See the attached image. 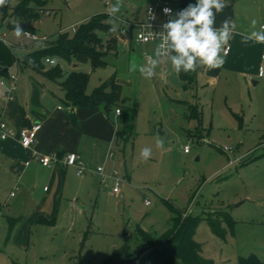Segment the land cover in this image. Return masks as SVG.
I'll return each instance as SVG.
<instances>
[{"label":"rangeland","instance_id":"obj_1","mask_svg":"<svg viewBox=\"0 0 264 264\" xmlns=\"http://www.w3.org/2000/svg\"><path fill=\"white\" fill-rule=\"evenodd\" d=\"M19 1L10 0L11 7ZM115 2L42 0L32 31L48 38L64 31L73 34V27L78 29L91 17L107 14ZM251 2L252 19L264 24V2ZM144 3L123 0L117 30H98V35L104 40L121 37V25L129 28L128 22L134 15L138 19ZM11 11L3 17L0 10V37L21 57L42 42L28 38L24 31L17 38ZM155 48L152 42L121 40L118 53H109L106 64L94 70L86 55L77 54L70 61L55 57L64 74L74 70L90 75L88 93L115 73L122 97L137 109V116L129 139L96 148L93 128L99 115L107 113L103 104L90 108L91 115L83 120L91 130L85 128L80 155L89 170L85 174L70 165L63 168L66 172L56 186L45 175L33 174L21 184L0 183V264H102L113 249L124 245L132 260L145 264L149 244L141 232L157 236L167 230L174 216L169 205L193 216L223 212L235 221V235L225 237L213 233L205 219L199 221L195 239L212 264H244L251 253L264 258V145H260L264 140V61L259 76L232 72L226 80L224 73L214 86L198 80L200 98H196L192 90L183 89L167 60L152 79H145L139 71L129 72L131 60L144 64ZM8 71L17 75L19 90H26L22 85L27 81H38L43 91L55 93L50 95L53 104L67 108L59 80L17 63ZM7 77L0 78L8 82ZM0 93L4 94V86L0 85ZM187 102L199 103L200 119L191 115ZM113 111L108 113L110 120L121 129L118 120L122 116L114 120ZM157 136L164 141L162 148L156 147ZM184 145L189 146L188 152ZM143 147L152 148L147 162L139 155ZM99 165L104 172L96 171ZM114 169L120 174L118 192L113 191L112 179H102ZM40 214L49 215L53 224L37 223ZM7 216L22 218L13 239H7ZM83 233H87L84 242Z\"/></svg>","mask_w":264,"mask_h":264},{"label":"trees","instance_id":"obj_2","mask_svg":"<svg viewBox=\"0 0 264 264\" xmlns=\"http://www.w3.org/2000/svg\"><path fill=\"white\" fill-rule=\"evenodd\" d=\"M36 5H32L31 3ZM42 0H20L15 7L8 4L0 8L2 16L5 17L9 9H12L11 16L14 18L15 26L20 22L36 21L39 18V9ZM107 14H97L80 27L73 30V34L67 31L60 32L54 38L44 41H36L39 46L21 57H17L10 46L0 38V77L9 76V68L17 63L20 67H29L35 72L51 80H59L67 107L70 108V116L75 120L74 108H91L103 104L108 114L114 108H120L122 113V127L116 131L117 140H127L132 134L133 125L137 116V109L127 104L128 99L122 97V85L117 81L115 73L107 80L94 88L90 93L86 91L89 74L81 71H71L64 74L58 62L51 64L46 58L59 57L70 61L72 56L77 54L86 55L92 65V69L102 67L106 64L105 57L109 53H118L119 39L110 37L102 39L97 31H108ZM23 30L32 31V27H21ZM33 32V31H32ZM46 63H49L48 67ZM179 77L184 89H194L196 72H181ZM61 79V80H60ZM191 115L200 119L201 111L199 106L188 103ZM30 125V124H25ZM60 154L63 151L59 152ZM174 212L171 218V226L157 236H152L144 231L142 237L148 242L149 255L145 264H212L210 258L202 254L201 244L195 239V229L201 219H205L211 231L220 237L228 234L234 235L235 221L227 213L213 212L208 215L183 216V212L169 205ZM18 219L8 218L9 233L15 227ZM127 246L115 249L104 260L103 264L119 258L132 257ZM14 264H19L15 262Z\"/></svg>","mask_w":264,"mask_h":264},{"label":"crops","instance_id":"obj_3","mask_svg":"<svg viewBox=\"0 0 264 264\" xmlns=\"http://www.w3.org/2000/svg\"><path fill=\"white\" fill-rule=\"evenodd\" d=\"M157 1L158 0H145V5L140 15L137 16L138 19L134 15L128 23L144 21L146 19L147 7ZM168 1L174 9L172 17H174L180 10L186 8L190 3H195V0ZM251 1L252 0H230L228 7H226L222 13L217 14V27L220 26L221 22L225 18H231L236 24V32L233 34L230 41V51L227 54L223 53L225 55V62L221 68L214 70L197 69L195 77L196 83L194 89H192L193 96L196 98L199 97L197 85L198 80L202 81L206 85L214 86L215 83H220L219 81L224 73L227 74L226 80L231 79L232 72L245 76H259L261 74L262 71H260L259 68L263 62L262 53L264 51V44H257L254 41L244 43L242 36L239 35L240 32L249 30L252 15L255 14V9L252 8L253 3ZM260 1L264 2V0ZM161 19L162 15L158 14L157 21H161ZM124 29L126 30V33H123ZM120 32L121 37H117L119 42H121V40L124 42H131L134 40L133 30L127 28L124 23L121 25ZM31 81H27L22 85L26 87V90H19L20 87L18 86L13 99L8 100L4 94L2 95L0 93V118L7 120L16 128H20L25 124L37 123L39 125L37 139L32 148L22 146L15 138L0 140V183L7 180L11 184L17 182L21 184V181H25L26 178L30 177L31 180L33 175L34 177L45 175L44 179L56 186L58 184L59 176L65 174L66 170L63 168L66 167L59 165L51 167L44 166L33 157V153L34 151L40 154H49L53 151H70L77 152L82 156L83 146L85 144L83 141H85L84 137L87 134L85 128L91 130V126H86L84 121L87 116L91 115L89 113L92 112H90V108H74L73 112L75 114V120L73 121L69 113V107L65 108L60 104H53L51 102L50 95H55L51 89L43 91L42 85L40 87V82ZM254 83L256 82L254 81ZM38 87L41 88V91ZM188 103L191 102H187V105ZM191 104L199 106L198 102H193ZM113 113V118L116 121L122 116V113H116L115 109ZM99 117V123H97V125L93 128L96 132V138L92 142L94 147L98 148L99 144L109 145L115 140L119 141L116 138V131L120 128L114 121L110 120V116L108 114L106 116L104 114H100ZM83 118L85 120H83ZM118 121L119 125H122V120ZM260 145H264V140L260 142ZM29 174L33 175L30 176ZM45 215L40 214L36 222L52 223V221H49V215ZM9 217L18 219L11 233H9ZM21 223L22 218L7 216V239L14 238V234L19 230ZM86 234L87 233H83V242L86 240ZM107 264H138V261L132 260L131 257H119ZM244 264H264V258L259 257L258 254L251 253V255H249V259Z\"/></svg>","mask_w":264,"mask_h":264},{"label":"clouds","instance_id":"obj_4","mask_svg":"<svg viewBox=\"0 0 264 264\" xmlns=\"http://www.w3.org/2000/svg\"><path fill=\"white\" fill-rule=\"evenodd\" d=\"M9 0H0V8L6 6ZM230 0H195L186 8L177 12L162 25V30L152 33L159 43L153 55L147 57L144 64L135 60L129 62L131 73L139 71L145 79H152L162 61L167 60L172 70L179 75L181 72H196L197 69L214 70L221 68L225 62L223 54L236 32V24L231 18H225L219 27L216 26V16L228 7ZM123 6V0H116L108 10L110 31L115 32L116 21ZM164 13L171 16V9L165 8ZM154 19L155 17H150ZM259 25V26H258ZM150 26V25H149ZM23 29L17 24L14 33L17 38L23 34ZM143 32L138 39L143 37ZM244 43L254 41L264 44V24L252 19L250 28L239 33ZM164 141L157 136L156 147L162 148ZM140 158L147 162L152 156L151 147L140 149Z\"/></svg>","mask_w":264,"mask_h":264},{"label":"built area","instance_id":"obj_5","mask_svg":"<svg viewBox=\"0 0 264 264\" xmlns=\"http://www.w3.org/2000/svg\"><path fill=\"white\" fill-rule=\"evenodd\" d=\"M169 8L171 9V16L166 15L164 13V9ZM173 6L170 4L168 0H158L154 4H151L146 9V19L144 21H136V22H130L128 23V27L133 30V37L134 40L138 42L143 43H155L156 45L159 43V40L152 34V33H158L162 30V25L166 23L170 18H172L173 14ZM158 14L162 15L161 21H157ZM150 17H155L154 19ZM150 25V26H149ZM75 30V27L72 28ZM143 32V37L141 39H138V35ZM25 35L28 38L33 39L34 41H44L47 39L46 36H38V34L29 31L24 30ZM123 33H126V30H123ZM1 38V37H0ZM4 41V40H3ZM5 42V41H4ZM230 43L227 47V50L224 52V54H227L230 51ZM46 61L55 64L56 60L53 58H46ZM262 61H264V51L262 53ZM260 71L263 70V66L260 65ZM7 80L0 78V85L4 86V95L6 99L10 100L14 98V94L17 89V75L10 74ZM116 113H120V108L115 109ZM39 125L37 123H33L30 125H24L20 128H16L13 125H11L7 120L0 118V140H5L8 138H15L19 141V143L26 147V148H32L33 145L36 142L37 139V132H38ZM184 151H189V146L184 145ZM112 154V153H111ZM33 157L40 162L42 165L51 167L54 165H59L62 167L67 166H74L76 168V171L78 174H85L89 170L84 165L82 158L79 153L77 152H63L59 153V151H53L49 154H40L36 151L33 153ZM97 172H104L103 166L99 165L96 168ZM110 178L114 182L113 191L118 192L119 191V185H120V174L117 170H112L108 174H103L102 179ZM146 203H149V201H146ZM185 213V212H184ZM188 214V213H187ZM186 213L183 214V216L187 215Z\"/></svg>","mask_w":264,"mask_h":264},{"label":"water","instance_id":"obj_6","mask_svg":"<svg viewBox=\"0 0 264 264\" xmlns=\"http://www.w3.org/2000/svg\"><path fill=\"white\" fill-rule=\"evenodd\" d=\"M19 26H21V27H31V23L30 22H20Z\"/></svg>","mask_w":264,"mask_h":264}]
</instances>
